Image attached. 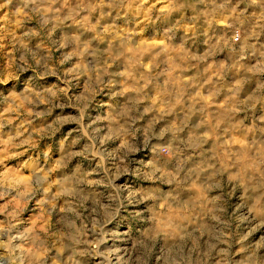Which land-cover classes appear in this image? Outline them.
Instances as JSON below:
<instances>
[{"label":"rangeland","instance_id":"374dc122","mask_svg":"<svg viewBox=\"0 0 264 264\" xmlns=\"http://www.w3.org/2000/svg\"><path fill=\"white\" fill-rule=\"evenodd\" d=\"M0 264H264V0H0Z\"/></svg>","mask_w":264,"mask_h":264},{"label":"bare ground","instance_id":"6f19581e","mask_svg":"<svg viewBox=\"0 0 264 264\" xmlns=\"http://www.w3.org/2000/svg\"><path fill=\"white\" fill-rule=\"evenodd\" d=\"M123 234H124V233H115V235L118 236V237L121 236V235L123 236ZM106 235H107V234H106ZM116 236H115V237H116ZM125 237H127V236H125ZM108 238H109V237H108ZM120 240H121V239H120ZM103 241H104V240H103ZM125 241H126V240H125ZM108 242H111V240L106 239V240H105V243H108ZM121 243H122V242H121ZM111 247H112V246H111ZM112 253H113V252H112ZM112 256H115V254L113 253ZM112 256H111V257H112ZM110 260H111V261L115 260V257L110 258Z\"/></svg>","mask_w":264,"mask_h":264}]
</instances>
